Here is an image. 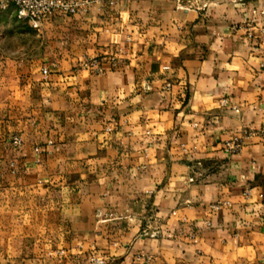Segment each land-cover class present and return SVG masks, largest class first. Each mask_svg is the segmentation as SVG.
<instances>
[{"label":"crops","instance_id":"obj_1","mask_svg":"<svg viewBox=\"0 0 264 264\" xmlns=\"http://www.w3.org/2000/svg\"><path fill=\"white\" fill-rule=\"evenodd\" d=\"M215 5L92 0L38 30L0 11L9 242L45 236V264L261 261L264 143L223 142L264 125V0Z\"/></svg>","mask_w":264,"mask_h":264},{"label":"built area","instance_id":"obj_2","mask_svg":"<svg viewBox=\"0 0 264 264\" xmlns=\"http://www.w3.org/2000/svg\"><path fill=\"white\" fill-rule=\"evenodd\" d=\"M92 0H0V11L12 10L15 14V18L19 22L28 23L33 29L38 30L45 20L53 15H75L86 13L90 7ZM252 14L253 19H249L246 22L248 31L250 32L251 27L255 26V21L264 15V9H253ZM264 30L261 29V33ZM252 35V33L250 34ZM261 41H264V36L262 35ZM115 65V62H113ZM83 67L89 69L93 72L101 71L99 62L97 59H91L83 63ZM48 73L46 68L42 69V74L46 75ZM169 84H167V87ZM225 100H223V103ZM237 111V109H235ZM110 131V128H106ZM256 138L259 142L264 143V125L253 129L245 128L242 130L239 136H233L232 138L225 140L223 142L224 150L227 154L232 155L238 153L244 142L250 139ZM12 142L15 145L20 144V138L18 136L12 137ZM36 152H39L38 148H35ZM192 180V179H191ZM227 204V202H225ZM221 204H213L210 206L211 209H219ZM92 262L95 264H103L104 259L94 257L91 258ZM264 256L261 261L254 264H263Z\"/></svg>","mask_w":264,"mask_h":264},{"label":"rangeland","instance_id":"obj_3","mask_svg":"<svg viewBox=\"0 0 264 264\" xmlns=\"http://www.w3.org/2000/svg\"><path fill=\"white\" fill-rule=\"evenodd\" d=\"M197 5L212 6L221 8L235 2V0H193ZM244 2L245 0H237ZM220 7H218V6ZM14 229L8 226L0 227V240H7L5 243L0 242V264H45L48 258H54L59 253L57 245L45 241V236H30L27 232L22 233V242H9L8 239L13 238Z\"/></svg>","mask_w":264,"mask_h":264}]
</instances>
